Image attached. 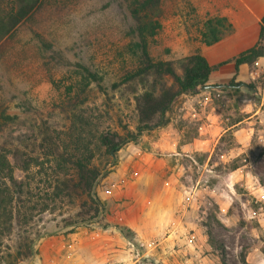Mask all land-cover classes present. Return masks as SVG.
Returning <instances> with one entry per match:
<instances>
[{
  "label": "rangeland",
  "instance_id": "374dc122",
  "mask_svg": "<svg viewBox=\"0 0 264 264\" xmlns=\"http://www.w3.org/2000/svg\"><path fill=\"white\" fill-rule=\"evenodd\" d=\"M263 11L264 0H162L149 54L178 67L196 50L232 44L203 54L211 64L229 60L256 41ZM221 17L220 41L206 46L205 21ZM132 26L123 0H41L0 44V111L14 118L0 151L11 153L23 184L12 226L0 233V264L26 244L32 254L13 264H264V58L237 72L228 63L207 88L178 96L168 124L143 130L110 165L99 133H137L133 102L112 89ZM82 68L101 78L76 114L90 122L81 137L104 174L96 186L103 210L70 227L77 200L50 193L58 154L80 137L61 108Z\"/></svg>",
  "mask_w": 264,
  "mask_h": 264
},
{
  "label": "trees",
  "instance_id": "16d2710c",
  "mask_svg": "<svg viewBox=\"0 0 264 264\" xmlns=\"http://www.w3.org/2000/svg\"><path fill=\"white\" fill-rule=\"evenodd\" d=\"M162 0H123L128 15L133 23L127 33L124 45L126 60L123 63L118 80L112 84V89L119 92L125 99L133 102V110L137 119L136 135L124 129L123 133L102 131L96 138L97 144L104 149L115 164V155L123 145L134 141L143 130L164 127L168 124L165 114L169 111L175 99L184 94H192L198 88L207 86L212 73L219 71L228 63H233L235 71L246 65L253 68L260 58H264V14L259 21L256 42L232 58L211 65L205 57L196 50L191 55L180 59L176 67L174 61L153 60L148 46L160 29V4ZM41 0H0V44L13 35L17 27L33 17ZM225 18H212L204 23L201 41L206 46H212L220 41ZM80 80L71 88L68 87L64 106L61 110L67 113L76 137L70 149L58 154L57 176L52 181V199L67 198L77 200V210L72 220L66 226L90 223L98 219L103 210V204L96 193L99 179L104 176L102 170L93 164L94 153L90 142L86 145L81 137L84 129L90 127L76 114V109L86 102L87 91L91 85H98L101 78L87 68L78 73ZM251 88V87H250ZM75 90L73 93L72 91ZM70 94H73L70 96ZM130 96V97H129ZM14 118L5 111H0V135H2ZM77 128L81 131H77ZM9 151H0V233L9 231L12 226V205L22 192L23 184L13 176V166L9 161ZM17 157V153L14 152ZM33 162H38L34 159ZM27 172L28 166L21 167ZM9 207V209H8ZM6 216L1 221V216ZM239 220L244 223L241 214ZM6 225L2 223L5 222ZM25 250L17 248L16 254L9 264L28 257L32 247L25 245Z\"/></svg>",
  "mask_w": 264,
  "mask_h": 264
},
{
  "label": "crops",
  "instance_id": "0c3cea01",
  "mask_svg": "<svg viewBox=\"0 0 264 264\" xmlns=\"http://www.w3.org/2000/svg\"><path fill=\"white\" fill-rule=\"evenodd\" d=\"M260 10H261V9H260ZM245 14H246V13H245ZM257 14H259V10H255V11L253 10V15L256 16ZM263 14H264V11L261 12V14H260V16H259V21H260V18L263 16ZM248 18L250 19V16H249V14H246V19H248ZM256 40H257V38H256ZM255 42H256V41H255ZM255 42H254V43H255ZM254 43H253V44H254ZM217 44H218V43H216V45H217ZM253 44H252V45H253ZM252 45H249L247 48H249V47L252 46ZM228 46H229L230 48H228L226 45H221V44H220V45H217V47L214 46V47L216 48L214 52L212 51V49H210V50L207 51V52H203L202 55H203L204 53H209V54H211V55L213 56V55H216V54H218V53H220V52H223V51H226V50H227L226 52L234 51L233 48H231V47H233L232 44H229ZM214 47H213V48H214ZM234 48H236V47H234ZM247 48H245V49H247ZM245 49H243V50H245ZM243 50H241V51H243ZM241 51H240V52H241ZM212 53H213V54H212ZM238 53H239V52H238ZM238 53H237V54H238ZM203 56H204V55H203ZM204 57H205V56H204ZM227 58H228V57H227ZM227 58H226V59H223L222 61H226V60H228ZM205 59L207 60L206 57H205ZM260 60H262V59H260ZM260 60H258L257 62L259 63ZM207 61H208V60H207ZM222 61H220V62H222ZM220 62H217V63H220ZM208 63H209V61H208ZM217 63H215V64H217ZM209 64H211V63H209ZM215 64H211V65H215ZM240 67H241V68H243V67L248 68V66H246V65H242V66H240ZM217 72H218V71H217ZM217 72H215V73L217 74ZM212 74H214V73H212ZM212 74H211V75H212ZM211 75H210L209 80H208L209 82L212 80V79H211ZM225 75H228V74L226 73ZM239 124H240V122H238V126H239Z\"/></svg>",
  "mask_w": 264,
  "mask_h": 264
},
{
  "label": "water",
  "instance_id": "95a60500",
  "mask_svg": "<svg viewBox=\"0 0 264 264\" xmlns=\"http://www.w3.org/2000/svg\"><path fill=\"white\" fill-rule=\"evenodd\" d=\"M205 88H207V87H200L199 89L202 90V89H205Z\"/></svg>",
  "mask_w": 264,
  "mask_h": 264
}]
</instances>
